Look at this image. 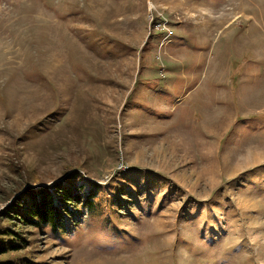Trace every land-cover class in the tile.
<instances>
[{"label": "rangeland", "instance_id": "374dc122", "mask_svg": "<svg viewBox=\"0 0 264 264\" xmlns=\"http://www.w3.org/2000/svg\"><path fill=\"white\" fill-rule=\"evenodd\" d=\"M230 33L262 36L245 49L264 65V0H0V216L28 185L102 190L64 232L23 228L26 264H264V162L245 153L264 116L225 152L177 100L180 68L229 59Z\"/></svg>", "mask_w": 264, "mask_h": 264}, {"label": "crops", "instance_id": "0c3cea01", "mask_svg": "<svg viewBox=\"0 0 264 264\" xmlns=\"http://www.w3.org/2000/svg\"><path fill=\"white\" fill-rule=\"evenodd\" d=\"M234 3L238 5L231 6L234 9H248L246 5ZM241 14L229 18L222 24H239ZM222 35L206 33L203 39L211 40L213 45L214 38L222 37ZM261 37L230 33L223 40L227 49H222V56H224L230 45L234 47L229 59L226 57L221 63L218 61L216 64H206L202 67L195 65L188 70L186 66L180 68L179 73L183 83L177 97L178 102L185 103L189 99L190 103L196 105L195 110L201 115L198 120L202 122V128L211 132L216 131L215 134L222 137L225 152H229L228 147L235 144L233 140H228L226 137L232 134L233 137L239 138L233 129L242 117L252 114L264 116V65L256 63L254 59L255 54L261 52L254 48L245 49L261 41ZM178 79L179 76L176 75V82ZM195 110H193L194 114ZM192 120H194L193 117ZM245 153L249 157L247 167H256L264 162V140L246 145Z\"/></svg>", "mask_w": 264, "mask_h": 264}, {"label": "trees", "instance_id": "16d2710c", "mask_svg": "<svg viewBox=\"0 0 264 264\" xmlns=\"http://www.w3.org/2000/svg\"><path fill=\"white\" fill-rule=\"evenodd\" d=\"M18 167L29 174L23 164H18ZM71 176L50 184L28 185L10 206L2 210L0 220L4 218L7 221L0 230V264H26L29 260L26 252L18 251L20 242L27 239L23 228L43 227L57 234L69 229L71 221L78 219L79 206L89 213L97 212L101 185L91 182L81 190ZM128 193L133 192L130 190ZM14 220H19V224Z\"/></svg>", "mask_w": 264, "mask_h": 264}, {"label": "bare ground", "instance_id": "6f19581e", "mask_svg": "<svg viewBox=\"0 0 264 264\" xmlns=\"http://www.w3.org/2000/svg\"><path fill=\"white\" fill-rule=\"evenodd\" d=\"M176 134H177V132H176Z\"/></svg>", "mask_w": 264, "mask_h": 264}]
</instances>
